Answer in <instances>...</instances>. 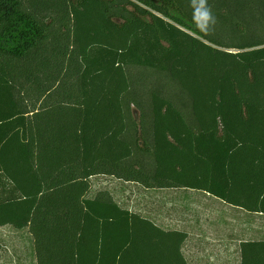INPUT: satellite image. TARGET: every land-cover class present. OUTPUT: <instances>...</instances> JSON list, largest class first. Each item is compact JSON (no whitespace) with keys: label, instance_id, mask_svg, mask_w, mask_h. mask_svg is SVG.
I'll list each match as a JSON object with an SVG mask.
<instances>
[{"label":"trees","instance_id":"trees-1","mask_svg":"<svg viewBox=\"0 0 264 264\" xmlns=\"http://www.w3.org/2000/svg\"><path fill=\"white\" fill-rule=\"evenodd\" d=\"M204 4L0 0V227L37 264H188L186 232L88 198L98 176L264 215V0Z\"/></svg>","mask_w":264,"mask_h":264},{"label":"rangeland","instance_id":"rangeland-1","mask_svg":"<svg viewBox=\"0 0 264 264\" xmlns=\"http://www.w3.org/2000/svg\"><path fill=\"white\" fill-rule=\"evenodd\" d=\"M105 192L111 199L118 203L122 208L131 212L142 215L155 222L158 226L166 230L184 231L194 235L200 230H205L202 226L200 229L196 221L203 218L214 219L218 214L209 208L208 216L206 208L212 202L219 209L229 212L214 197H207L206 193L198 190L167 189V190H147L134 183H125L113 177L98 176L91 179V190L88 198H94L98 193ZM207 206V207H206ZM220 210V211H221ZM214 212L215 215L211 212ZM210 212V213H209ZM218 212V210H217ZM226 216L227 214H223ZM202 217V218H201ZM247 217V216H246ZM224 218V217H223ZM247 223H250L251 217H247ZM255 233L248 231L249 239H264V217H255L253 220ZM249 228V225H247ZM13 228V227H12ZM9 229V228H8ZM5 231L0 235V264H37L34 253L33 238L29 229L18 231ZM196 235V234H195ZM195 237L189 239L183 245V253L188 264H239V254L232 249V257L224 262L223 259H217V255L223 253L222 244L210 242L202 243ZM238 254L235 258L234 255Z\"/></svg>","mask_w":264,"mask_h":264},{"label":"crops","instance_id":"crops-1","mask_svg":"<svg viewBox=\"0 0 264 264\" xmlns=\"http://www.w3.org/2000/svg\"><path fill=\"white\" fill-rule=\"evenodd\" d=\"M203 192V191H202ZM206 193V192H204ZM207 197H214L209 195L208 193H206ZM216 198V197H214ZM218 199V198H216ZM217 201H221L220 203H222V205L226 208V206L229 209V212H225L222 211L221 209H219L218 206L220 205H214L212 202H209L210 206L208 208H206L204 211H206L205 213L208 214V210L207 209H211L216 211V213L218 214L217 218L214 219H204L203 218L199 221H196V224L198 226H200L199 228L202 229V226L204 228H206L205 230H200L197 233H194V235L189 234L188 236L191 237H195L196 239H199L198 241L202 243H206V242H210V244H214V243H220L222 244L220 247H222V251L223 253L221 255H217V259H223V261L227 263V261L232 257V249L234 250V252L238 253L236 255H234V257L236 258L237 256L239 257L238 259L241 260V256H240V248H241V244L247 241H251L252 239H249L248 236V231L250 230V233H255L256 232V228L255 225L253 224V220L255 219V217H264V215L262 214H254V213H249L247 211H245L244 209L240 208V207H235L232 205L227 204L226 202L222 201V200H217ZM207 207V206H206ZM218 210V212H217ZM221 210V211H220ZM211 212V211H210ZM209 212V213H210ZM215 215L214 212H211ZM227 214L226 216H224L223 214ZM210 214H208L209 216ZM251 217V222L247 223V217ZM224 217V218H223ZM249 225V228L248 226ZM14 230V228H12L11 226H5V227H0V235H3L5 233V231L7 230V232H11L9 229ZM249 229V230H247ZM15 231H18L17 229H15ZM188 234V233H187ZM196 234V235H195ZM188 237V239H189ZM196 239H194L195 241H197ZM264 239H258V240H253V241H261ZM184 252V251H183ZM240 264V263H239Z\"/></svg>","mask_w":264,"mask_h":264},{"label":"clouds","instance_id":"clouds-1","mask_svg":"<svg viewBox=\"0 0 264 264\" xmlns=\"http://www.w3.org/2000/svg\"><path fill=\"white\" fill-rule=\"evenodd\" d=\"M197 11L204 17H207L208 21L214 22V17L211 14V10L207 8L204 4V0H201V6ZM207 29V24H205V30Z\"/></svg>","mask_w":264,"mask_h":264}]
</instances>
